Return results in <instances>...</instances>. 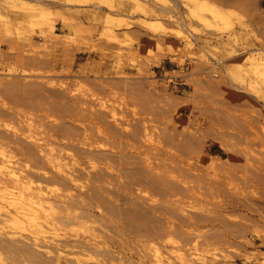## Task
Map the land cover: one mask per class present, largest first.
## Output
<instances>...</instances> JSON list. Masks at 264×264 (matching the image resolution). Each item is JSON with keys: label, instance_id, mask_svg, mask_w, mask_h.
Segmentation results:
<instances>
[{"label": "rangeland", "instance_id": "374dc122", "mask_svg": "<svg viewBox=\"0 0 264 264\" xmlns=\"http://www.w3.org/2000/svg\"><path fill=\"white\" fill-rule=\"evenodd\" d=\"M54 127L94 215L0 198L5 264H264V0H0V175Z\"/></svg>", "mask_w": 264, "mask_h": 264}, {"label": "bare ground", "instance_id": "6f19581e", "mask_svg": "<svg viewBox=\"0 0 264 264\" xmlns=\"http://www.w3.org/2000/svg\"><path fill=\"white\" fill-rule=\"evenodd\" d=\"M21 99H23V98L21 97ZM18 102H19V100H18ZM91 118H92L91 116L88 117V119H91ZM75 119H78V118L76 117ZM94 119H96V118H94ZM85 122H83V124ZM81 126H83V125H81ZM69 127H57V128L54 127V129L51 130L49 133H47L45 131V133H46L45 136L43 134L44 132H42V133L39 132L40 134L38 133V135H42L44 137L41 139L43 141H40V140H37L40 136L38 138L34 136L35 138H37L36 140H33L34 142H32L34 144L35 151L29 150L26 148H25V150L20 149L19 153L22 155V158H20L19 160L16 159V160H18L16 163L14 162L15 160L14 161L9 160L10 163L14 162L15 164L18 165V167L17 166L16 167H17V169H19L20 172H18L17 169L14 170L16 168V167H14L15 164L13 165V168L11 170L9 169V171H6V173L1 172V175H0V198H1V200H5V202L8 203V206H14L15 207L14 212L11 211L12 212L11 213L9 211L11 217H16V218L25 217V218H28L29 220L45 219L46 221L52 219L51 222H49V221L48 222L50 223L51 226H53L54 228H57L58 225L66 226V225H69L73 222L81 221V220H84V219L94 215L93 204H95V202H93V200H94L95 196L85 195L84 193H79V194L76 193L77 195L76 194L75 195H68L65 193H57V192L53 193L55 191H53V190L49 191L48 187L42 186L40 183L36 184L37 182H41V183L45 182L49 185L50 184H59V185H62V187H63V189H65V191H68V189L74 188V186L76 185L75 183L78 182V178H80L81 175L79 174L80 175L79 176L75 172H71V173L66 172L62 168V165L60 164L59 160L63 157V155H61V153H63L62 152L63 149H59L60 150L59 153L56 155H53L52 158H50V157L46 158V156L42 155V152L46 149L44 146L45 145H47V146L52 145L53 143H57L61 147H65L68 150L72 149V147H76L75 142L77 141V139H76L77 134L75 133V129L73 131ZM87 134L89 135V133H87ZM87 134L85 133V135H87ZM100 134H101V132H100ZM106 134H107V132H106ZM91 135L93 136L95 134L92 133ZM7 136H9V135H7ZM87 136L85 138H87ZM95 136H93V137H95ZM100 137L102 138L101 135H100ZM58 140L60 141V143H58L59 142ZM84 140H86V139H84ZM87 140H89V141H87L88 143H90V144L93 143L90 141L89 137ZM17 141H19V140H17ZM64 141H66V142H64ZM14 143H15V141H14ZM3 144H4V142H3ZM78 144H79V142H78ZM91 145L94 146L93 144H91ZM43 148H45V149L43 150ZM4 150H5V148H4ZM7 151L8 150L6 149V152ZM46 151H48V150H46ZM55 151H56V149H55ZM6 152L3 151L2 147H0V155L1 156L4 155ZM53 152H50V153H53ZM88 154H86V155H88ZM6 155L8 156V152L6 153ZM47 156H48V154H47ZM13 158L15 159V157H13ZM64 158H66V157H64ZM42 169H45L47 172L42 173L41 172ZM104 180L100 179L99 182H104ZM76 187H78V186H76ZM76 189L77 188H75V190ZM96 198H97V196L95 197V199ZM55 207H59V210H60V212L57 213L58 216L56 218H51V217L42 215L43 212H46L47 208H49L47 210L49 212V210L50 211H52V209L54 210ZM77 208L81 209L80 213L74 211V210H77ZM34 240L35 241L32 240V242H34V245L37 247L40 246V242H38L37 239H34ZM8 243H10V241ZM10 245L11 246H8L7 239H4V238L0 239V264H5L4 263V259H5L4 254L6 253V250L10 251L12 248L14 249V247H12L13 244H10ZM9 247H11V248L8 249ZM20 249L23 250L24 252L29 251V253L30 252L34 253V254L36 253L35 254L36 256L38 254L37 252H33L36 250L31 245H28V244H27V246H25V245L22 246ZM23 251H21V252H23Z\"/></svg>", "mask_w": 264, "mask_h": 264}]
</instances>
